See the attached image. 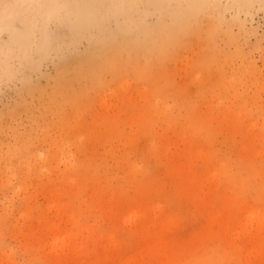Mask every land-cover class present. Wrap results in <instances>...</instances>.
Segmentation results:
<instances>
[{"label": "rangeland", "instance_id": "obj_1", "mask_svg": "<svg viewBox=\"0 0 264 264\" xmlns=\"http://www.w3.org/2000/svg\"><path fill=\"white\" fill-rule=\"evenodd\" d=\"M5 3L0 264H264V0Z\"/></svg>", "mask_w": 264, "mask_h": 264}, {"label": "bare ground", "instance_id": "obj_2", "mask_svg": "<svg viewBox=\"0 0 264 264\" xmlns=\"http://www.w3.org/2000/svg\"><path fill=\"white\" fill-rule=\"evenodd\" d=\"M16 0H0V4H2V2H6V4H8L9 2L11 3H14ZM71 0H62L60 3V5L58 4L57 0H52V3L54 4V6H56L54 9L56 8H59V7H63V6H66ZM121 1H125V0H121ZM228 1V3H226ZM248 0H190V3H189V11L191 12V14L195 15V14H202L204 13V8L206 7L209 11L210 6H214L216 7L217 4H218V8L216 7V9L213 7V11L214 10H218L219 9V5L220 7L222 8V6L225 4H229V5H237V8L238 6H241L239 7L238 9L240 10L242 8V5L245 4ZM221 4H220V3ZM222 2H225V4L222 5ZM51 4V5H53ZM223 6V7H224ZM220 8V9H221ZM206 9V10H207ZM223 9V8H222ZM237 9V10H238ZM207 11V12H208ZM220 13V10H218ZM206 12V11H205ZM217 12V11H216ZM221 14V13H220ZM220 14H216L217 16H220ZM161 24V23H160ZM159 24V25H160ZM186 24H183L181 25L180 27V32L179 33H183L184 30H186ZM202 25V24H201ZM35 24L33 26V28H35ZM205 28V27H204ZM162 31H164V35H167L165 36L164 39L168 38L169 37V31H171L170 29H168V27H166V25L164 24V27L162 28ZM205 31V30H204ZM173 32V31H172ZM39 36H35V34L32 32V37H31V41L33 43H36L37 41H40ZM163 39V40H164ZM169 40V38H168ZM20 41H10L7 48L5 50H0V72L2 70V68H11V61L14 57H17L18 58V61L21 62V59L19 57H24L25 56V53L23 54H19V43ZM167 43V40L166 41H162V43L160 44V46H164L163 44H166ZM42 44V43H41ZM44 44V43H43ZM42 44V45H43ZM115 61V60H114Z\"/></svg>", "mask_w": 264, "mask_h": 264}]
</instances>
